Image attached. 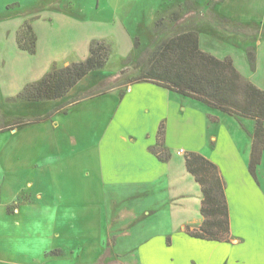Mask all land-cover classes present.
I'll use <instances>...</instances> for the list:
<instances>
[{"label": "crops", "instance_id": "obj_1", "mask_svg": "<svg viewBox=\"0 0 264 264\" xmlns=\"http://www.w3.org/2000/svg\"><path fill=\"white\" fill-rule=\"evenodd\" d=\"M22 4L23 0H0V20L9 10L25 9ZM19 17L15 39L29 19ZM206 29L200 24L194 30L201 48L219 58L230 56L236 68L264 90V40H258L262 47L254 54L255 62L245 52L243 63L235 49L219 55L208 48ZM85 42L84 51L70 41L60 60L67 52L86 59L90 41ZM15 43L24 55L39 56L40 40L33 55ZM49 43L45 62L21 90L58 62L51 51L56 42ZM7 59L0 55V65ZM78 84L62 98L42 101L10 102L20 89L15 96H5L0 88V115L6 116L2 101L37 109L23 119L4 120L0 127V264H97L105 252L121 264H264V192L259 176L264 152L257 180L250 173L255 120L145 81L75 102L82 98L72 96ZM52 111L43 121L19 124ZM161 125L164 148L172 153L168 161L153 152ZM188 151L214 162L226 182L229 242L187 232L199 230L204 222V194L186 168ZM42 171L49 174L50 185L63 182L65 196L46 191ZM146 218L151 221L144 222ZM52 236L64 240L51 243ZM105 259L103 264L108 263Z\"/></svg>", "mask_w": 264, "mask_h": 264}, {"label": "rangeland", "instance_id": "obj_2", "mask_svg": "<svg viewBox=\"0 0 264 264\" xmlns=\"http://www.w3.org/2000/svg\"><path fill=\"white\" fill-rule=\"evenodd\" d=\"M22 7L25 9L20 12V9L9 10L10 13H4L0 20V44L4 45V53L0 55L8 58L6 64L0 65V88L5 96H15L31 78V73L43 65L51 41L57 45L56 49L51 47V51L57 55L58 67L83 59L80 54L67 52L68 55L60 60L61 53L71 46L70 41L77 50L80 47L86 50V40L90 43L104 40L110 48L106 66L91 72L73 90L72 96L78 94L79 98L94 90L104 79L109 80L102 89L118 87L126 90L132 80L148 69L150 60L164 41L195 30L200 24L210 32L206 36V46L219 55L235 49L238 62L244 63L245 52L249 57L254 56L262 47L258 40H264V0H23ZM21 15L29 16L26 20L42 44L37 58L17 49L15 28ZM50 16L53 20L46 21ZM2 105L6 116L0 115V127L4 120L23 119L37 111L34 106L20 103L12 105L2 101ZM259 176L264 192V165ZM49 177L48 173L41 172L46 191L52 195L61 191L65 196L63 182V186L54 182L50 185ZM253 216L255 223V210ZM150 221L151 218H146L144 222ZM60 237H50L51 243L53 239L54 243L64 240ZM120 248L124 249L123 246ZM105 254L107 258H102L108 262L106 264H121L114 261L110 253Z\"/></svg>", "mask_w": 264, "mask_h": 264}, {"label": "trees", "instance_id": "obj_3", "mask_svg": "<svg viewBox=\"0 0 264 264\" xmlns=\"http://www.w3.org/2000/svg\"><path fill=\"white\" fill-rule=\"evenodd\" d=\"M16 40L21 50L36 54L38 36L28 20L17 31ZM89 51L90 55L84 60L64 67L55 65L41 79L28 83L9 101L56 100L66 96L91 72L106 66L110 48L104 40H92ZM250 60L254 63L255 57L250 55ZM108 80H102L94 90L74 101L107 93L113 88L102 89ZM142 81L178 92L229 115L255 120L250 173L257 180L256 171L264 152V90L248 80L236 68L230 56L219 58L203 50L198 32L186 31L164 41L154 53L148 69L131 83ZM54 112L19 124L43 121ZM164 136L165 129L161 125L158 146L153 152L160 160L168 161L172 153L164 148ZM184 157L188 172L201 185L204 194L201 208L204 222L199 230L187 228L188 234L196 238L229 242L231 225L226 182L219 167L198 152H184ZM97 264H103V258Z\"/></svg>", "mask_w": 264, "mask_h": 264}]
</instances>
